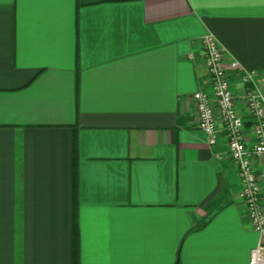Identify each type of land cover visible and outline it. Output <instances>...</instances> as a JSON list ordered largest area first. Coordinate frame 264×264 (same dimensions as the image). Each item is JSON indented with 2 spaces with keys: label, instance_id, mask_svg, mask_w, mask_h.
<instances>
[{
  "label": "crops",
  "instance_id": "0c3cea01",
  "mask_svg": "<svg viewBox=\"0 0 264 264\" xmlns=\"http://www.w3.org/2000/svg\"><path fill=\"white\" fill-rule=\"evenodd\" d=\"M208 33L264 91V0H0V264H251Z\"/></svg>",
  "mask_w": 264,
  "mask_h": 264
},
{
  "label": "built area",
  "instance_id": "2783aa9c",
  "mask_svg": "<svg viewBox=\"0 0 264 264\" xmlns=\"http://www.w3.org/2000/svg\"><path fill=\"white\" fill-rule=\"evenodd\" d=\"M203 52L209 89L193 94L196 125L210 145L217 144L222 134L226 138L229 154L239 168V197L245 202L251 226L259 236L250 263L264 264V91L257 83L255 72L241 71L236 59L228 60L213 33L203 38ZM230 70L241 72L240 90L234 87ZM241 104L253 118L254 139L250 146L244 133Z\"/></svg>",
  "mask_w": 264,
  "mask_h": 264
},
{
  "label": "trees",
  "instance_id": "16d2710c",
  "mask_svg": "<svg viewBox=\"0 0 264 264\" xmlns=\"http://www.w3.org/2000/svg\"><path fill=\"white\" fill-rule=\"evenodd\" d=\"M74 154L76 157L77 156V147H75V149H74ZM74 167H76V164L74 165ZM75 182H76V178H75ZM75 195H76V191H75ZM74 264H79V249H78L77 244H76L75 249H74Z\"/></svg>",
  "mask_w": 264,
  "mask_h": 264
}]
</instances>
